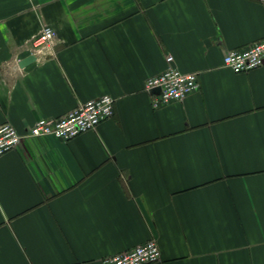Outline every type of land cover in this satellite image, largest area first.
Instances as JSON below:
<instances>
[{"label": "crops", "instance_id": "0c3cea01", "mask_svg": "<svg viewBox=\"0 0 264 264\" xmlns=\"http://www.w3.org/2000/svg\"><path fill=\"white\" fill-rule=\"evenodd\" d=\"M51 25L33 62L26 45ZM264 38V0H0V264H102L157 238L150 264H264V64L230 49ZM201 87L152 106L165 57ZM111 94L73 139L29 136L41 117Z\"/></svg>", "mask_w": 264, "mask_h": 264}, {"label": "built area", "instance_id": "2783aa9c", "mask_svg": "<svg viewBox=\"0 0 264 264\" xmlns=\"http://www.w3.org/2000/svg\"><path fill=\"white\" fill-rule=\"evenodd\" d=\"M57 31L48 24L32 36L26 45L30 55L38 57L57 39ZM224 65L234 72H248L264 64V38L253 44L230 49L225 53ZM174 56L167 55L166 68L160 73L150 76L145 81V89L151 91L159 88L157 94L152 95V106L161 107L171 101H179L198 91L201 87L197 72L182 71L175 63ZM115 97L103 94L98 97L79 102L64 114L41 117L28 129L29 136H56L64 140L94 130L103 121L111 118L115 109ZM23 135L9 121L0 124V156L15 149L21 142ZM162 252L157 238L139 243L120 253L101 258L102 264H150L160 261Z\"/></svg>", "mask_w": 264, "mask_h": 264}, {"label": "water", "instance_id": "95a60500", "mask_svg": "<svg viewBox=\"0 0 264 264\" xmlns=\"http://www.w3.org/2000/svg\"><path fill=\"white\" fill-rule=\"evenodd\" d=\"M34 59H35V57H34L33 54H32V55L27 56V57H25L24 59H22V60L20 61L19 65H20L21 67H23V66L27 65V63L33 62ZM157 90H159V88H157ZM158 92H159V91H158Z\"/></svg>", "mask_w": 264, "mask_h": 264}]
</instances>
